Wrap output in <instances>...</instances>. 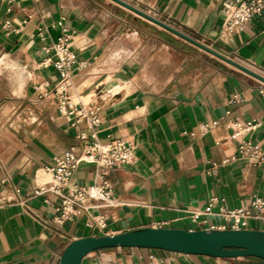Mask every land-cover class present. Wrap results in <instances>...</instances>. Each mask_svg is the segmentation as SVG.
I'll return each mask as SVG.
<instances>
[{"label":"crops","instance_id":"obj_1","mask_svg":"<svg viewBox=\"0 0 264 264\" xmlns=\"http://www.w3.org/2000/svg\"><path fill=\"white\" fill-rule=\"evenodd\" d=\"M119 1L132 9L115 0H0V264H60L75 240L147 228L230 229L224 214L240 209L249 211L243 230L264 232V208L252 205L264 201V164L239 156L243 141L264 153V82L243 70L264 79V16L228 30L219 0ZM62 38L73 57L65 92L45 63ZM91 113L100 121L92 130ZM248 122L258 127L234 138L235 125ZM93 132L131 142L134 159L103 179L82 163L64 194L106 182L109 198L85 199L87 209L63 219L65 200L36 192L54 158L71 148L81 155ZM82 264L264 260L119 248Z\"/></svg>","mask_w":264,"mask_h":264},{"label":"built area","instance_id":"obj_2","mask_svg":"<svg viewBox=\"0 0 264 264\" xmlns=\"http://www.w3.org/2000/svg\"><path fill=\"white\" fill-rule=\"evenodd\" d=\"M221 2L222 12L225 15V27L228 30L234 28L242 29L249 23L255 16H264V0H219ZM48 54L52 56L45 61L47 67L54 66L61 75V88L65 92V87L70 85L71 81V68L73 57L69 53L68 39L62 38L50 50ZM66 101V100H65ZM65 106V103L63 104ZM69 115H73L70 112ZM85 110H81L79 116L76 117L74 126L80 124L82 118L86 117ZM91 117V125L89 128L92 130L100 123L99 119L94 114H89ZM237 128L234 138L242 135L251 130H255L258 125L253 122L246 124H236ZM89 136L80 132L77 139L85 141ZM92 142L83 147L81 155H77L74 148L63 155L54 158L51 166L47 168V172L52 176V181L40 187L36 194L43 195L46 192L54 193L57 197L65 200V205L62 207V218L69 219L75 215L77 209H87L84 206L85 199L105 201L109 198L110 190L106 182L103 187L93 186L91 188H83L77 192L68 195L64 194V188L76 174L79 166L82 163L94 165L99 172L98 177L103 179L106 175V170L118 167L124 164H129L134 159V145L131 142L124 140H111L101 141L97 138L96 133L91 135ZM240 159L250 161L255 166L264 164V153L259 146L254 145L251 141H243L239 146ZM234 160V158L232 159ZM232 160L223 161L224 164ZM255 208L263 209L264 201L259 199L255 200L252 204ZM225 220L231 224V228L224 226L219 229L213 230H243L247 226L246 219L249 217V211L240 209L235 211L226 212L224 214Z\"/></svg>","mask_w":264,"mask_h":264},{"label":"water","instance_id":"obj_3","mask_svg":"<svg viewBox=\"0 0 264 264\" xmlns=\"http://www.w3.org/2000/svg\"><path fill=\"white\" fill-rule=\"evenodd\" d=\"M115 1L132 9L119 0ZM227 61L232 63L230 60ZM243 70L264 82L260 76L247 69ZM119 248L155 249L224 259L256 257L264 260V232L147 228L118 235L88 237L70 243L60 258V264H82L85 257L93 252Z\"/></svg>","mask_w":264,"mask_h":264},{"label":"bare ground","instance_id":"obj_4","mask_svg":"<svg viewBox=\"0 0 264 264\" xmlns=\"http://www.w3.org/2000/svg\"><path fill=\"white\" fill-rule=\"evenodd\" d=\"M72 80V79H71ZM49 176H50V181L49 182H51L53 179H52V176L50 175V174H48Z\"/></svg>","mask_w":264,"mask_h":264},{"label":"rangeland","instance_id":"obj_5","mask_svg":"<svg viewBox=\"0 0 264 264\" xmlns=\"http://www.w3.org/2000/svg\"><path fill=\"white\" fill-rule=\"evenodd\" d=\"M124 7H126V6H124ZM126 8H128V7H126ZM129 9V8H128ZM149 14H151V13H149ZM152 15V14H151Z\"/></svg>","mask_w":264,"mask_h":264}]
</instances>
